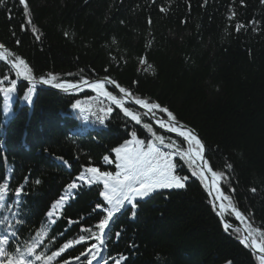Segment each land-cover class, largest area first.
<instances>
[{
    "label": "trees",
    "instance_id": "1",
    "mask_svg": "<svg viewBox=\"0 0 264 264\" xmlns=\"http://www.w3.org/2000/svg\"><path fill=\"white\" fill-rule=\"evenodd\" d=\"M0 45L23 80L107 78L195 131L223 218L264 247V0H0ZM101 84L63 94L0 60V88H13L0 91V264H88L101 243L99 264H262L221 224L183 141ZM77 101L102 114L84 119ZM133 139L173 153L184 187L126 203L97 240L110 206L102 183L77 177L115 173L113 149Z\"/></svg>",
    "mask_w": 264,
    "mask_h": 264
},
{
    "label": "snow or ice",
    "instance_id": "2",
    "mask_svg": "<svg viewBox=\"0 0 264 264\" xmlns=\"http://www.w3.org/2000/svg\"><path fill=\"white\" fill-rule=\"evenodd\" d=\"M24 0H21L23 3ZM21 63H23L21 61ZM49 83V81H43ZM103 85H95V87H102ZM56 87H62V85H56ZM13 88H0V91L8 93ZM137 104H144L150 109L159 108L158 104L148 105L146 101L137 100ZM80 101H77L73 105L74 108L78 107ZM167 111V109H164ZM169 117H172L171 113H168ZM101 122H104L101 118ZM172 131H177V128L173 126ZM135 137V133L132 134ZM180 135L186 137L191 143L200 145V141L196 135L189 132L180 131ZM161 143L163 141L161 140ZM115 153V168L116 172L101 171L95 166H89L85 169L84 173H81L77 179L86 182L88 185L102 183L103 191L100 195L107 201L108 206L104 210L107 212L106 217L98 224L99 234H96V239L101 240L102 237L107 238L106 229L110 228V222L114 216V213L119 211L126 203L135 208L137 198L148 197L152 192L161 189H180L184 187L181 182L182 177L173 175V169L176 167L172 163L173 153L164 152L159 147L152 143H148L146 146L144 141L130 140L125 142L122 146L113 149ZM200 153L198 152L197 155ZM105 159H108L105 157ZM112 161H109L111 166ZM69 188H77L76 182L71 183ZM17 196L20 192L17 191ZM2 196V192H0ZM63 199V198H62ZM97 207H100L99 205ZM135 213H133L134 215ZM83 240V237H81ZM69 245H65L68 247ZM103 247V243L98 247L93 244L91 248L85 252L84 257H90L88 264H93V259L99 264L100 260H103V256L100 253V248ZM63 250V249H62ZM264 252V247L260 249ZM81 257H77L76 261H80ZM262 264H264V256L261 257Z\"/></svg>",
    "mask_w": 264,
    "mask_h": 264
},
{
    "label": "water",
    "instance_id": "3",
    "mask_svg": "<svg viewBox=\"0 0 264 264\" xmlns=\"http://www.w3.org/2000/svg\"><path fill=\"white\" fill-rule=\"evenodd\" d=\"M0 60L3 61L11 69V71L13 72L14 76L18 79V81L24 82L28 85L46 86L47 88H50L51 90H54V91L59 92V93H70V92L79 91L82 89L92 91L91 87L94 86L95 84H97V83L106 84L107 86L111 87L120 96L123 103L128 104V105L138 109L139 111L143 112L145 114V116L147 117V119L151 122V124L156 129H158L159 131L166 133V134H168L174 138H177V139L183 141V143L185 145L186 154H187V156H189V158H191V156H192L190 153V150H189L190 147L187 145L186 141L180 135V131H184V132L190 131L191 133L196 135L197 139L200 141V145H198V148L200 150V156H199V161L196 164H197V167L200 170L201 175L203 177L204 183H205L206 188L208 190L209 196L212 200L214 210H215L217 217L219 218L223 227L229 228V229H238L241 232L240 241L245 243L250 248V250L259 259H261V257L264 256V252H262L260 250L261 247L255 241L250 239L248 233L246 232V230L244 229L243 226L231 224L223 218L222 213H221V206H220V201L224 197L223 192L219 187V184L217 182V178H216L215 174L209 169V167L205 163L206 148L203 145V143L201 142V140L199 139V137L195 131H193L192 129H190L189 127H187L183 124H180V123L174 121L170 117H167L165 119L157 118L151 112V109L149 107H145L142 104H137L136 101H134L127 93L120 90L111 80H109L107 78L93 79V80L85 81V82L77 84V85H70L64 89H59V88L51 87V86L47 85L46 83H44L43 81L23 80L20 72L18 71V69L16 68V66L14 65V63L12 62V60L10 58L9 50L7 48L1 46V45H0ZM173 126H175L177 128V131H172ZM213 180L217 186V193H218L217 196H215L213 194V192L211 191V184H212ZM253 244L257 245L258 248H255L253 246Z\"/></svg>",
    "mask_w": 264,
    "mask_h": 264
},
{
    "label": "rangeland",
    "instance_id": "4",
    "mask_svg": "<svg viewBox=\"0 0 264 264\" xmlns=\"http://www.w3.org/2000/svg\"><path fill=\"white\" fill-rule=\"evenodd\" d=\"M96 85H99L98 83ZM95 86V85H94ZM93 87V86H92ZM91 87V89H92ZM98 91H101L100 87H96ZM100 96H102L100 94ZM79 109L82 113V117L84 119L87 118V116L91 115L93 117H97L98 115L102 114V108L100 105H98L96 102H86L79 106ZM153 110V109H152ZM198 148V147H197ZM189 157V156H188ZM192 160V159H191ZM197 165V164H196Z\"/></svg>",
    "mask_w": 264,
    "mask_h": 264
},
{
    "label": "bare ground",
    "instance_id": "5",
    "mask_svg": "<svg viewBox=\"0 0 264 264\" xmlns=\"http://www.w3.org/2000/svg\"><path fill=\"white\" fill-rule=\"evenodd\" d=\"M182 137L186 141L187 145L190 147L189 150H190V153L192 155L191 159H192L193 163L196 164L199 161V156H200V154L197 155L198 152L200 153V150L197 148L198 145H195L194 143H191L186 137H184V136H182ZM211 191L213 192V194H214V192L217 193V186H216V183L214 182V180H213V182L211 184ZM216 195H218V193ZM253 246L255 248H258V246L255 245V244H253Z\"/></svg>",
    "mask_w": 264,
    "mask_h": 264
}]
</instances>
